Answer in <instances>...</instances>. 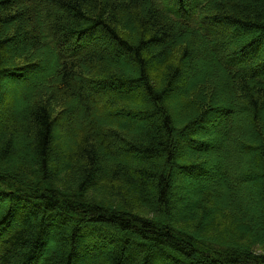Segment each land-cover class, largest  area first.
<instances>
[{"label":"trees","instance_id":"16d2710c","mask_svg":"<svg viewBox=\"0 0 264 264\" xmlns=\"http://www.w3.org/2000/svg\"><path fill=\"white\" fill-rule=\"evenodd\" d=\"M8 78L30 83L22 113ZM211 118L216 137L188 152ZM178 174L195 185L183 196ZM97 189L138 205L89 199ZM8 220L0 264H79L86 227L116 245L87 264H264L210 237L236 228L264 246V0H0V230Z\"/></svg>","mask_w":264,"mask_h":264},{"label":"rangeland","instance_id":"374dc122","mask_svg":"<svg viewBox=\"0 0 264 264\" xmlns=\"http://www.w3.org/2000/svg\"><path fill=\"white\" fill-rule=\"evenodd\" d=\"M106 49L107 50L111 49V45L109 47H106ZM45 72H49V68L44 64L42 66V73L39 72L38 75H37V73H36V75H33L34 79L36 80L37 77L40 79L41 74L43 76V74ZM27 82L28 81L25 79H22V81L18 82L14 79L8 78V80L3 81V83H2L3 87L5 88V90L2 93V96L5 97V99H7L8 97L10 98V95H11L10 93H12L13 100L8 102V105H9V107L13 106L15 108V112H17V113L24 112L25 107H27L30 104L27 101H25V98H24V89H25L24 87H27L30 84L29 82L28 83ZM87 92L90 94V91L87 90ZM61 111H62V109H60V108L57 110L58 113ZM213 118L208 120V123H207L208 126H207V128H204V129H208L207 130L208 133H205V135H203L199 132V133L194 134L191 138L188 137L187 139H185L183 141V145L188 152L190 150H192V148L188 146V142L186 143V141L188 139L198 141V140H201V136L207 137L210 135L211 138L216 137V135H211L210 132H212V129H214V126H218V127L223 126V122L219 118H216L215 120ZM241 123H243V122L241 121ZM204 129H202L201 131H204ZM207 131H204V132H207ZM206 134H209V135H206ZM59 138H61V140L59 142H62L65 140V139H62L61 135H59ZM65 141H67V140H65ZM24 142H25L24 137H19V139H17L16 145H21ZM65 143L66 142L61 143L62 145H60V146H64ZM27 154L28 153H23V154H21V156L25 158V157H27ZM17 161H18V159H17ZM108 162H109L108 164H112V162H110V161H108ZM16 164H17V162L14 163V165H16ZM178 175L176 178V184H177V188H178L179 193L183 190V192H182V196H183L185 191L188 190L187 188H191L189 183H191L193 185H194V183L191 181L186 182V180H183L184 181L183 182L180 179L181 178L180 175L179 176ZM60 177H61V180L64 179V181H66L65 184L67 183V186H69V182H67V181L70 178V174L65 173V174L61 175ZM116 187L121 189L120 184H118V186H116ZM184 187H187V188H184ZM106 193L107 192L104 189H100V190L97 189L95 191V193L94 192L90 193L91 195L89 194L90 196L88 198L90 199L92 197L93 199H91V200H93V201H97V202L104 204V205H107V206L112 205V206L120 207V208H125V206L127 204H130L133 207H135V206L137 207V205H138L136 203V201L134 200V197H132V196L125 195L124 193L121 194L118 192L117 198L110 199L106 196ZM17 201L15 203H13L12 213H16V215H18V214L20 215L21 213H24V211H25L24 208L26 205L23 206L22 203H18ZM7 224L8 225L5 227H7L9 231L7 230V232H5V234L3 235L1 230L4 229L5 227L2 228L0 230V234L3 236H1L0 238H2V237L4 238V237H6V235H9L12 232V228L16 225L15 221L11 222L10 220H8ZM220 225L221 224H219L218 226H220ZM51 227H52V223L47 225L48 229H50ZM231 229H232L231 231H227L226 233L222 232L223 229H219L216 234H210V237L215 238L224 244H228L229 246L230 245H236L239 248H245L249 252L255 253L256 255H261L264 253V246L260 242L252 243V242L247 240L244 243H239V241H240L239 240L240 239L239 233L236 231V228H231ZM54 231H55V229H54ZM47 235H48L47 240L50 242L49 245L47 246V249H48L47 251H50L49 254H51L52 253L51 251L56 246V237L54 234L50 233V231L48 232ZM79 237H80L81 242L84 245V252H86V253L80 255L81 257H80L79 264H87L85 259H88V257H87V256H89L88 253L92 254L95 252V254L96 253L99 254L102 252L101 255L104 256L105 254L110 253L112 250L116 249V245L113 243L112 238H108L109 240H106V238H104L102 236H98L93 230H90L88 227H86L83 230V232L80 233ZM231 242H234V243H231ZM113 246L115 248H113ZM206 251L208 252L209 250H206ZM45 253L46 252H44V254Z\"/></svg>","mask_w":264,"mask_h":264}]
</instances>
